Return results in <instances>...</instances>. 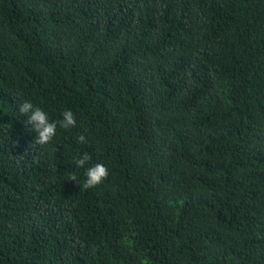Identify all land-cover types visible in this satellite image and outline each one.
<instances>
[{
	"label": "trees",
	"instance_id": "1",
	"mask_svg": "<svg viewBox=\"0 0 264 264\" xmlns=\"http://www.w3.org/2000/svg\"><path fill=\"white\" fill-rule=\"evenodd\" d=\"M0 264H264V0H0Z\"/></svg>",
	"mask_w": 264,
	"mask_h": 264
},
{
	"label": "clouds",
	"instance_id": "2",
	"mask_svg": "<svg viewBox=\"0 0 264 264\" xmlns=\"http://www.w3.org/2000/svg\"><path fill=\"white\" fill-rule=\"evenodd\" d=\"M18 110L21 114L27 115V123L31 125L33 131L36 133L35 142L40 146H46L51 143L56 135L58 126L65 130L76 126V118L71 110H65L62 113V119L59 121L50 120L46 111L38 106H34L30 101H24L18 106ZM78 141L85 143V136L81 134L78 137ZM90 159L91 157L87 153L83 154L76 160L77 167L83 168L89 163ZM85 176L83 188L90 189L108 177V169L105 165L97 163L86 169ZM69 180L76 181L75 177Z\"/></svg>",
	"mask_w": 264,
	"mask_h": 264
}]
</instances>
